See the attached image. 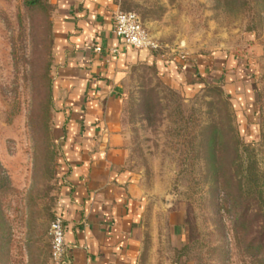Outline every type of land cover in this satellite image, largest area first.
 I'll list each match as a JSON object with an SVG mask.
<instances>
[{
  "label": "rangeland",
  "instance_id": "obj_1",
  "mask_svg": "<svg viewBox=\"0 0 264 264\" xmlns=\"http://www.w3.org/2000/svg\"><path fill=\"white\" fill-rule=\"evenodd\" d=\"M35 1L0 0V264H56V5ZM118 5L139 16L156 59L207 61L188 86L144 61L122 81L125 166L151 204L146 253L160 264H264V0ZM178 208L184 242L166 225Z\"/></svg>",
  "mask_w": 264,
  "mask_h": 264
},
{
  "label": "crops",
  "instance_id": "obj_2",
  "mask_svg": "<svg viewBox=\"0 0 264 264\" xmlns=\"http://www.w3.org/2000/svg\"><path fill=\"white\" fill-rule=\"evenodd\" d=\"M54 4V135L62 186L58 214L66 244L75 246L70 264H160L146 253L153 222L150 201L125 166L122 81L144 61L156 62L167 79L188 86L187 80L206 78L207 61L156 59L151 51L124 46L114 33L118 0ZM185 223L183 210L167 211L166 225L183 242ZM162 264L172 263L166 259Z\"/></svg>",
  "mask_w": 264,
  "mask_h": 264
},
{
  "label": "built area",
  "instance_id": "obj_3",
  "mask_svg": "<svg viewBox=\"0 0 264 264\" xmlns=\"http://www.w3.org/2000/svg\"><path fill=\"white\" fill-rule=\"evenodd\" d=\"M114 33L124 46L136 50L156 51L159 48L148 34L139 16L133 12H116L113 18ZM100 51V49H98ZM52 258L56 264H70V251L75 246L65 242L63 218L58 214L51 225Z\"/></svg>",
  "mask_w": 264,
  "mask_h": 264
},
{
  "label": "trees",
  "instance_id": "obj_4",
  "mask_svg": "<svg viewBox=\"0 0 264 264\" xmlns=\"http://www.w3.org/2000/svg\"><path fill=\"white\" fill-rule=\"evenodd\" d=\"M35 3H37V5H38L39 1L37 0V2L35 1L33 4H35ZM200 83H202V82H200ZM228 197H230L233 206L237 205V204H236V198L233 197V194L229 193V194H228Z\"/></svg>",
  "mask_w": 264,
  "mask_h": 264
}]
</instances>
